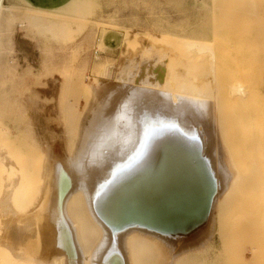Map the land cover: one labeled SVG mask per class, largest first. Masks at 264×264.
Masks as SVG:
<instances>
[{
	"label": "rangeland",
	"instance_id": "rangeland-1",
	"mask_svg": "<svg viewBox=\"0 0 264 264\" xmlns=\"http://www.w3.org/2000/svg\"><path fill=\"white\" fill-rule=\"evenodd\" d=\"M11 3L12 12L2 10L0 19V50L4 49L0 53V246L12 232L14 211L25 205L31 209L39 200L41 191L36 185L40 186L41 177L44 185L47 182L44 158L54 166V175L46 183L50 192H60L55 177L56 169L62 167L68 178L61 180L62 186L78 201L70 221L63 214L62 225L71 224L76 232L81 264H133L130 241L147 232L154 237L150 236L154 246L148 249L150 264H186L183 260L177 263L175 257L185 251L196 256H189L191 264H264V239L256 234L258 223L242 225L232 217L218 226L213 217L221 194L216 166L227 171L228 183L236 175L237 164L250 166L252 158H261L264 151V0H121L120 10L111 5V10L100 14L95 10L97 0H73L61 9L45 12L22 0L3 1L5 6ZM146 48H152L147 58L138 57L137 52ZM94 49L100 51L94 54ZM165 49L175 52L166 55ZM143 67H148V73L134 81L133 76ZM140 81L143 86L136 88ZM166 81L176 93L171 104L178 102V94L186 108L187 122L177 135L194 147L196 160L212 185L203 221L186 234L169 232L137 217L119 220L123 207L148 205L122 193L128 176L94 194L106 179H113L119 167H126L123 163L132 154L125 141H106L107 146L87 149L84 160H73L89 125L90 108L96 107V115L102 117L95 134L88 135L92 144L116 112L117 104L105 98L117 87H123L117 92V102L131 103L134 116L141 102V110L152 112L159 128L165 118ZM234 82L245 84L246 97L233 95L230 84ZM121 134H134V129ZM72 143H76L73 150ZM120 143L122 150H114ZM95 150L105 154L92 158ZM217 174L222 186L224 177L219 171ZM23 180L32 188L26 190ZM19 184L23 186L20 194ZM117 192L119 196L112 202ZM180 194H170V198ZM106 207L108 224H101L95 214ZM82 208L90 220L74 218ZM32 221L27 216L26 227ZM217 227L225 232V241ZM80 228L86 232V240L78 236ZM188 237L194 245L185 250L186 244L177 242ZM10 253L5 255V264L31 261L18 258L15 248Z\"/></svg>",
	"mask_w": 264,
	"mask_h": 264
},
{
	"label": "bare ground",
	"instance_id": "bare-ground-1",
	"mask_svg": "<svg viewBox=\"0 0 264 264\" xmlns=\"http://www.w3.org/2000/svg\"><path fill=\"white\" fill-rule=\"evenodd\" d=\"M3 1L4 0H0V19H2V17L4 16L2 10L5 9V11L10 14L12 12L11 9L13 7L12 3L5 6L3 4ZM34 9L39 12L46 11L37 8ZM169 45L171 44L169 43ZM150 49L152 51V48ZM150 49L146 48L144 50H141L140 52L138 51V57L145 56V58H147L146 56H148V53L151 52ZM164 51H166V49ZM170 51H166L165 54L170 55L171 53L175 52ZM176 54L177 53H175V55ZM176 56H178V54ZM169 60L174 59L171 58ZM181 65L185 66L183 62L181 63ZM150 66L151 65H148V67ZM148 67H143L142 70L136 72V75L133 76V80L137 81L138 78L142 76V74L146 75V73H148ZM183 69L185 71V67ZM118 77L119 76H113V79H117ZM169 81H166L163 86V92L165 96L163 103V105L165 106V118L161 121L162 124L161 126H159V128H157V119H155L152 112L148 111L147 113L143 111V109L141 110V108L144 107V105L143 107H140L141 102H139L140 106L138 108L140 113L136 109L135 116L133 113L134 109L131 108V103L126 102L127 104L125 105L123 104L124 101L117 102V92L123 89V87H117L118 89L116 88L115 92L110 93V96L107 95L110 98H105V101L106 99H108V101H113L115 105L117 104L116 112L114 113V115H112L109 124H106L101 128L99 133L96 135L94 143L92 144H90V138L93 136L92 134H95V132L98 130V127L101 126L99 123L100 120H102V117L99 118V116L96 115V107L93 106L90 108L91 110L90 119L88 123L89 125L86 128L85 133L82 135L83 140L79 145V148L75 150L77 152L75 153L73 160H84L83 158L86 157L85 155L87 153V149L91 147L94 148L95 146V149L99 148L101 144L105 145L107 143L106 141L111 142L120 140L121 143L125 141V144H129L131 146L129 151L132 154L130 156L131 158L126 159L123 163L124 166L126 165V167H119L118 171L113 173V179H106L105 184L102 183V186L99 185L100 189L93 190L94 194L102 192L104 189L112 185L114 181H117L122 177L128 176L125 182L126 187L125 189H123L122 193H127V195L133 196V198H136V200L144 202L148 205L150 204L151 206H125L123 207V211L119 212L117 218H119V220H122L124 218L137 217L153 225H157L158 227L166 228L169 232L186 234L188 231H190L203 221L206 209L209 205L208 194L211 193L210 189L212 185L209 184L206 171L201 169V167L199 166L200 164L196 160L194 147L191 146L188 140L177 135L179 134V130L184 128V124L187 122V118L185 116L186 108L183 102L178 99V94V102L175 105L171 104L172 101L175 100L174 98L176 96V93L172 90ZM143 84L144 82L140 81L136 88H141ZM136 88L129 93V95L131 94L130 97L133 95V92L136 91ZM230 90L234 96L236 95L239 98H244L248 95V89L246 88L245 84L242 83H231ZM113 93H115L114 96L112 95ZM128 103L130 104V106H128ZM147 106L148 105H146L145 107L147 108ZM124 108L125 110L123 112ZM146 108L144 109L146 110ZM120 113H125L127 119H120ZM132 113L134 117H131ZM171 119V122H167V120ZM194 120L197 121L196 113L194 115ZM122 124H124L125 126ZM171 126L173 128H171ZM120 128L121 131H119ZM137 128L138 130L136 131ZM133 129L134 134H121L123 131L131 132ZM147 129H150L151 132L145 139V131ZM114 132L117 134H114ZM89 134L92 135H90L91 137L89 136L90 138H88ZM154 134H158L156 139H153ZM75 145L76 143H72L71 150H73V146ZM107 145L108 144H106V146ZM122 146L123 144H121L120 146L117 144V148L115 146L114 150L119 151ZM99 154H105V152L103 150H95L92 152V158L96 157ZM260 154L261 158H252L253 162H251L250 166L246 164L242 165V163L237 164L236 175H234L231 181L228 183L225 182L227 176H225L224 174V172L227 171H225L222 166H219L220 164L218 165V167L216 166V170L214 173L217 175L216 177L218 187H220L219 191L221 192V194L213 207V217L216 218V222L218 219V226L219 223L221 224L225 221H229L232 217L236 219L235 221L241 223L242 225L247 222L249 223V221L258 223L259 231L256 232V234L258 236V239H264V151L262 150ZM42 160L43 177L46 179V183H48V179H51V177H53L54 175V166L52 163H50L49 159L44 161L45 159L43 158ZM93 161L94 159H92V163ZM138 168L140 169L138 170ZM136 170H138L137 173ZM217 171L222 173V176L224 177V182L222 186L221 184H219V176L217 174ZM131 173L132 176L130 175ZM46 183L44 185L43 179L41 177L40 186L42 189H40L39 185H36L37 190L41 191L40 197L45 198L51 193L53 194V196H55L53 190L52 192H50L49 188L46 186ZM20 184L17 189V192H19L20 188H23V186L26 185V182L23 186H20ZM28 186V184L25 186L26 190H29ZM101 187L103 189H101ZM179 192L181 193L180 196L170 198V194H178ZM94 196L95 195L90 196L91 200L94 198ZM77 202L78 201L75 197V194L70 193L68 195L65 206L68 216H70V212L75 211ZM156 202H158L159 206H152ZM29 206L30 205H25L24 207H18L17 209L24 211L27 210ZM83 208L80 212H77L75 214L74 218L80 220L84 219L85 217L90 220L87 215L88 211L86 212V210H84ZM218 229L219 228L217 227V231L220 238L222 239V241H225V232L223 233L221 230L219 231ZM164 231L166 232V230ZM202 232L203 230L201 229L197 235L201 234ZM147 233L144 234L145 237H135L130 241V244L132 245L131 254L133 257V264H150L152 261V255L150 254L148 249L152 247V244L154 246V237H152L153 235L151 233H148L149 235ZM247 235L248 233L245 236ZM53 236L55 239L57 238L55 234ZM78 236H80L82 240H86L87 238L86 232L81 230V228L78 232ZM150 236L153 239H151ZM156 238L161 237L157 236ZM191 239L192 237H188V239L180 238L177 244H186L184 248L185 250H187V248L192 247V245H194L193 242H191ZM189 241L190 243H188ZM27 248H31L28 244L25 246V249L26 252H30V249ZM45 249V245L41 243L40 245H37L36 250L34 252H36V256L43 258V256L45 255ZM173 250L174 245L171 249V252L169 253L172 256L175 254V251ZM10 251L11 250L7 245V241H5V239L1 240L0 264H5L6 253L12 255ZM64 253L67 256L70 255V251H68V249L65 250ZM189 256H192V254H189L188 251L175 255L176 262L179 263L183 260L184 262L187 261L186 264H191V262H188L190 258ZM193 257L194 256H192V258ZM263 259L264 257H262V262ZM64 260L65 258L61 256L54 258L53 262L55 264H64ZM25 264H42V262L38 263L31 260L29 261V263ZM116 264H118V262H116Z\"/></svg>",
	"mask_w": 264,
	"mask_h": 264
},
{
	"label": "crops",
	"instance_id": "crops-1",
	"mask_svg": "<svg viewBox=\"0 0 264 264\" xmlns=\"http://www.w3.org/2000/svg\"><path fill=\"white\" fill-rule=\"evenodd\" d=\"M22 1L32 8L54 11L70 4L73 0ZM97 1L99 3V7L95 9L97 14H100V12H104L106 10H111V5L114 6L113 9H116V7H118L119 10L121 9V0ZM3 50H0V53L3 52ZM18 57L19 60L23 61V56L21 53L18 54ZM27 57L29 58L30 56ZM56 170L58 171V176L55 177L56 189H60V192H57L55 196H53L51 193L45 198L39 197V200L33 204V208L31 209L30 205L27 210L14 211L15 215L13 217V223L11 226L12 232L7 237V245L10 250L13 248L17 249L18 256L25 260L29 259L38 263L42 262V264H55L53 259L62 256L65 258L64 264H81L82 260L80 251L82 248H79L78 244L75 243L74 237L76 236V232L71 226L70 222L69 226L62 225V218L64 216L69 219L65 207L69 194L66 192L67 188L62 186L63 182L61 180L65 182L68 180V178L62 167L57 168ZM12 196L13 200L11 199V203L15 204V197L14 195ZM118 196L119 192L115 193L112 196V202L117 200ZM100 202V200H97L98 204ZM108 208L109 207L103 208V210L98 211L97 214H95L96 219L99 222L101 221V224H108V218L106 217ZM27 216L29 219H33L32 222H29L28 227L25 225V219ZM54 234L57 237L56 239L53 236ZM41 243H43L46 247L43 258L36 256V252H34L37 245H40ZM27 244L31 247L27 248L30 249V252H26L25 246ZM67 249L70 251L69 256L64 253V251Z\"/></svg>",
	"mask_w": 264,
	"mask_h": 264
},
{
	"label": "clouds",
	"instance_id": "clouds-1",
	"mask_svg": "<svg viewBox=\"0 0 264 264\" xmlns=\"http://www.w3.org/2000/svg\"><path fill=\"white\" fill-rule=\"evenodd\" d=\"M119 118L122 119V120H126L127 119V116L125 113H120L119 114ZM151 130L150 129H147L145 131V139L147 138V136L150 134Z\"/></svg>",
	"mask_w": 264,
	"mask_h": 264
},
{
	"label": "built area",
	"instance_id": "built-area-1",
	"mask_svg": "<svg viewBox=\"0 0 264 264\" xmlns=\"http://www.w3.org/2000/svg\"><path fill=\"white\" fill-rule=\"evenodd\" d=\"M4 1H5V0H4ZM98 51H100V50H97V49H94V50H93L94 54H96Z\"/></svg>",
	"mask_w": 264,
	"mask_h": 264
}]
</instances>
